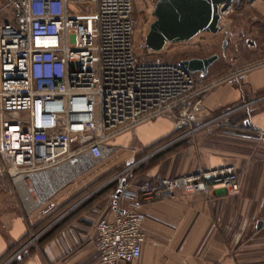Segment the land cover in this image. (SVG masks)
<instances>
[{
    "label": "built area",
    "instance_id": "built-area-1",
    "mask_svg": "<svg viewBox=\"0 0 264 264\" xmlns=\"http://www.w3.org/2000/svg\"><path fill=\"white\" fill-rule=\"evenodd\" d=\"M261 1L221 5L220 26L236 11ZM80 8L91 10L93 17ZM7 10L10 18L0 25V178H9L29 216L61 188L114 156L118 149L112 141L141 124L164 117L187 132L183 137H193L204 96L230 78L199 86L180 62L138 59L132 45L134 0H0V14ZM262 66L264 62L239 73ZM228 115L207 127L264 145L263 129L231 121ZM143 163L122 169L109 182L118 184L110 194L116 213L96 225L100 264L141 258L144 209L159 196L240 192L234 166H200L188 174L138 182L134 171ZM56 182L62 185L43 198Z\"/></svg>",
    "mask_w": 264,
    "mask_h": 264
},
{
    "label": "crops",
    "instance_id": "crops-1",
    "mask_svg": "<svg viewBox=\"0 0 264 264\" xmlns=\"http://www.w3.org/2000/svg\"><path fill=\"white\" fill-rule=\"evenodd\" d=\"M219 87L204 96L193 137H183L187 132L178 131L164 117L141 124L112 141L116 148L128 149L120 156L122 162L85 179L81 176L30 216L9 178H0V259L29 237L4 264L12 260L19 264H100L94 246L96 225L100 218L112 219L116 213L110 199L116 190L109 188V182L115 172L142 162L144 169H139L142 164L134 171L138 182L188 174L200 166L208 170L234 166L240 192L159 196L144 209L146 241L141 258L130 264H264V145L207 127L214 118L229 114L231 121H249L264 130V96L252 98L264 91V68L244 74L240 88L235 83ZM174 135L175 139L154 150L169 146L162 155L181 140L188 146L151 164L155 157H149L150 149ZM146 151L148 155L141 156ZM60 185L52 183L48 190L53 192ZM46 219L51 222L41 232L56 227L54 232L47 242L31 243L32 237L41 234L36 227ZM260 221L263 225L258 229Z\"/></svg>",
    "mask_w": 264,
    "mask_h": 264
},
{
    "label": "rangeland",
    "instance_id": "rangeland-1",
    "mask_svg": "<svg viewBox=\"0 0 264 264\" xmlns=\"http://www.w3.org/2000/svg\"><path fill=\"white\" fill-rule=\"evenodd\" d=\"M158 0H134V29L132 34V45L134 55L142 60H153L160 58L171 63H179L182 60L191 58H207L218 55L219 59L210 67L209 74L201 77L200 74H193L197 84L204 86L213 82L222 81L218 86L235 83L237 87L243 83L244 74L240 70L264 62V0L252 7H245L236 11L225 19L221 24V31L218 34L204 33L187 43L168 44L161 52H152L145 47V37L149 31L150 24L155 20L152 12ZM78 11L85 13L92 18V11L81 8ZM10 18V11L0 14V25ZM248 41L254 45L248 44ZM226 45H224V43ZM252 68L247 73L259 69ZM261 68H264L262 66ZM219 87V88H220ZM211 88L210 91H213ZM234 95V91H231ZM264 93H259L252 98L263 97ZM135 143V142H134ZM119 152L108 161L97 166L83 175L80 179H85L93 175L99 169L115 162H122L120 156L128 149L118 147ZM173 154V153H172ZM131 162H126L129 165ZM15 189V188H14ZM15 193L19 196L18 192ZM20 197V196H19Z\"/></svg>",
    "mask_w": 264,
    "mask_h": 264
},
{
    "label": "water",
    "instance_id": "water-1",
    "mask_svg": "<svg viewBox=\"0 0 264 264\" xmlns=\"http://www.w3.org/2000/svg\"><path fill=\"white\" fill-rule=\"evenodd\" d=\"M232 0H158L152 12L155 20L150 24L145 37V47L152 52H161L168 44L187 43L204 33L218 34L220 6ZM227 42L224 43L226 45ZM248 44L254 45L248 41ZM219 59L218 55L207 58H191L180 61V65L192 74L206 77L210 67ZM246 124H250L246 121ZM125 181L121 183L123 188ZM121 190L116 193L120 197ZM263 223H258V229Z\"/></svg>",
    "mask_w": 264,
    "mask_h": 264
},
{
    "label": "trees",
    "instance_id": "trees-1",
    "mask_svg": "<svg viewBox=\"0 0 264 264\" xmlns=\"http://www.w3.org/2000/svg\"><path fill=\"white\" fill-rule=\"evenodd\" d=\"M261 93H264L261 92ZM176 138V135L172 136V137H168L166 138L165 140L161 141L160 143H158L157 145H155L153 148L150 149V152L154 151V149L158 148L159 146H162L163 144L167 143V142H170L172 141L173 139ZM188 146V143L184 140H181L175 144H173V146L171 148H169L165 153H163L162 155H158L156 156L152 163L151 164H154L156 162L159 161V159L161 157H164L166 155H170L172 154L173 152L176 151V149H179V148H184V147H187ZM152 150V151H151ZM145 155H148V151L146 152H143V154H141V156H145ZM146 165L143 164L139 169H144ZM147 169V167L145 168ZM117 172H115L114 174H116ZM114 174H112L111 176H113ZM110 189H117V183H113L111 185H109ZM114 191V190H113ZM51 220L49 219H46L44 222H42V224H40L39 226L36 227V229L38 230V233L41 232L44 228H46L49 224H50ZM56 228V227H55ZM54 228V229H55ZM54 229L52 230L54 232ZM51 231V232H52ZM48 230L46 232H44L40 237H39V243L41 242H47L49 236H50V233ZM29 241V237H26L24 238L23 240H21L15 247H12L10 248V250L7 252V254H5L1 259H0V264H4L5 262H7L22 246H24L27 242ZM8 264H19V262H17L16 260H12L10 261Z\"/></svg>",
    "mask_w": 264,
    "mask_h": 264
},
{
    "label": "bare ground",
    "instance_id": "bare-ground-1",
    "mask_svg": "<svg viewBox=\"0 0 264 264\" xmlns=\"http://www.w3.org/2000/svg\"><path fill=\"white\" fill-rule=\"evenodd\" d=\"M77 163H78V162H77ZM77 163H76V164H77ZM72 166H73V165H72ZM76 173H77V172H76ZM72 176H73V174H72L68 179H66V180L64 181V183H65L66 181H68L70 178H72ZM50 177L52 178V177H54V176H50ZM52 182H53V181H52ZM48 191H49L48 188H47V192H46V190H44V192H43V198L46 197V196H48V195L51 193L50 191H49V192H48Z\"/></svg>",
    "mask_w": 264,
    "mask_h": 264
}]
</instances>
